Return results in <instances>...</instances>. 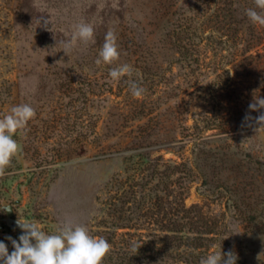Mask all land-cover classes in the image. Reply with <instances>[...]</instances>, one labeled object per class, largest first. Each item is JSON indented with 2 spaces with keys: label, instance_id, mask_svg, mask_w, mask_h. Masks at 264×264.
Instances as JSON below:
<instances>
[{
  "label": "rangeland",
  "instance_id": "rangeland-1",
  "mask_svg": "<svg viewBox=\"0 0 264 264\" xmlns=\"http://www.w3.org/2000/svg\"><path fill=\"white\" fill-rule=\"evenodd\" d=\"M249 8L254 0H0V119L30 104L36 116L13 138L22 145L34 127L47 162L23 150L13 158L0 177V219L11 204L16 219L47 234L71 221L122 241L119 254L136 243L160 248L127 264H190V249L167 239L176 223L191 228L187 210L214 232L207 252L194 251L196 264L220 246L236 264H264V127L256 122L264 109H249L264 98V26ZM80 22L94 26L97 42L65 53L61 41ZM109 30L132 77L113 81L116 65L95 63ZM130 79L145 89L140 97ZM82 111L88 137L78 146ZM208 120L214 126L203 130ZM59 138L71 154L55 162ZM21 234L1 226L9 254L7 237Z\"/></svg>",
  "mask_w": 264,
  "mask_h": 264
},
{
  "label": "clouds",
  "instance_id": "clouds-1",
  "mask_svg": "<svg viewBox=\"0 0 264 264\" xmlns=\"http://www.w3.org/2000/svg\"><path fill=\"white\" fill-rule=\"evenodd\" d=\"M256 8L246 10V15L254 24L264 26V0H254ZM256 9H259L257 11ZM64 52L72 50L78 43L96 44V32L92 24L80 22L72 32L66 35ZM121 53L117 38L112 30L106 32L104 42L95 63L97 65H116L109 70L113 81L127 76L132 77L134 69L127 63H119ZM137 77L139 73H136ZM129 88L134 97H140L145 89L136 79L129 80ZM251 111L264 109V98L255 100L249 105ZM36 116L35 109L28 103L13 106L10 112L0 119V177L6 174L12 160L22 151V145L13 137L27 128L28 122ZM248 119V117H246ZM264 127V113L256 118ZM4 206V205H3ZM17 227L22 230L18 241L11 236L13 251L9 254L8 246L0 241V264H103L104 258L111 251V244L104 237L90 234L86 225L64 222L55 234H47L35 223L19 218ZM140 246L133 245L136 251ZM237 256L233 252L224 253L221 246L218 250L200 260V264H236Z\"/></svg>",
  "mask_w": 264,
  "mask_h": 264
},
{
  "label": "trees",
  "instance_id": "trees-1",
  "mask_svg": "<svg viewBox=\"0 0 264 264\" xmlns=\"http://www.w3.org/2000/svg\"><path fill=\"white\" fill-rule=\"evenodd\" d=\"M81 98L84 100L87 99V97L84 94H82ZM85 118H86V113L84 111H82L81 117H80L79 122H78V129L76 130V134L72 138L74 140L75 144H77L78 146H80V145L82 146L83 144H85L87 137H88L87 136L88 133L86 131V128L88 127L89 123L85 120ZM213 126H214V124H212L208 120V122H206L202 128H203V130L212 129ZM49 129H50V131H49ZM53 129L54 128L52 125L51 126L49 124L46 125V130L49 131V133H51L53 131ZM67 131L70 132L71 129H67ZM93 133H94V141H98L99 136L95 131V125H94ZM38 134H41V133H38V130H36L34 127L29 126L28 131L23 134L24 139L22 140V145H23L22 150H23L25 156H27L29 159H33V161H35L37 165L38 164L43 165L47 162H45V159H41L40 156H38L37 148H35V145H37V144H34L37 142L39 143L40 136H38ZM43 134L44 133H42V135ZM65 137H67V139L65 141H68L69 136L67 135ZM60 138H59V140H57V142H55L57 145V147L55 148L56 149L55 154H54V152H53V154H51L52 161H55V162L58 160H62V158L64 156L68 157L69 154H71V150L69 149L71 143L64 142L63 145H64V147H66V149H65V148H63V146H60ZM63 149H65L63 151L64 154L62 153ZM249 210H251L250 213H255L254 208L249 209ZM185 212H183V211L181 212V213H183L181 217L187 219V221L190 220V222H188V223H190L191 228L185 227L184 224L176 223V225H173L172 226L173 228L170 230L173 233L172 236H170V238H167V239H170L168 241H172V242L176 241V242L184 243V245L190 249L189 253L187 254L188 256L184 258L185 262L190 263V264H196L195 260H194V251H196V253L199 255L208 251V249H209L208 248V242L211 239V238H208V235L214 233L212 230L213 227L211 224H209L210 226H208V224L205 226V224H203V223H201V225H199L196 215H195L196 218H193L191 216H184L186 214ZM199 218H201V217L199 216ZM197 225H199V226H197ZM185 229H187V230H185ZM176 233H178V235H175ZM190 235H192V236H190ZM0 241H2V238H0ZM160 241H161V239L159 240V243H161ZM109 243L115 249L113 251V253L115 255H114V259L108 261V264H127L131 259H134V257L136 258L141 254L149 253V256H150V254H157L160 250V248L156 244H151L149 242L140 243V244L136 243L135 245L140 246L136 251L133 250L134 244H131V246H130L131 250L121 252V254H119L120 251L123 250L122 247L120 246L122 241H119V240L115 241L113 238V241H111ZM146 249H148V252L146 251ZM149 249H152V250H149ZM141 250H143V251L140 252ZM105 262H106V260H103V264H105Z\"/></svg>",
  "mask_w": 264,
  "mask_h": 264
},
{
  "label": "water",
  "instance_id": "water-1",
  "mask_svg": "<svg viewBox=\"0 0 264 264\" xmlns=\"http://www.w3.org/2000/svg\"><path fill=\"white\" fill-rule=\"evenodd\" d=\"M2 208L5 210V217L0 219V225H3L11 230H15L18 229L19 227H17L16 221L18 219H16L14 217V209L12 207L11 204L8 205H4L2 206Z\"/></svg>",
  "mask_w": 264,
  "mask_h": 264
},
{
  "label": "built area",
  "instance_id": "built-area-1",
  "mask_svg": "<svg viewBox=\"0 0 264 264\" xmlns=\"http://www.w3.org/2000/svg\"><path fill=\"white\" fill-rule=\"evenodd\" d=\"M2 225H0V228H1Z\"/></svg>",
  "mask_w": 264,
  "mask_h": 264
}]
</instances>
